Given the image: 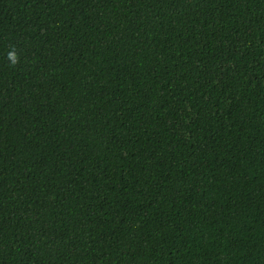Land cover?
Returning <instances> with one entry per match:
<instances>
[{
	"label": "trees",
	"instance_id": "16d2710c",
	"mask_svg": "<svg viewBox=\"0 0 264 264\" xmlns=\"http://www.w3.org/2000/svg\"><path fill=\"white\" fill-rule=\"evenodd\" d=\"M0 264H264V0H0Z\"/></svg>",
	"mask_w": 264,
	"mask_h": 264
},
{
	"label": "clouds",
	"instance_id": "9594fccd",
	"mask_svg": "<svg viewBox=\"0 0 264 264\" xmlns=\"http://www.w3.org/2000/svg\"><path fill=\"white\" fill-rule=\"evenodd\" d=\"M9 56L11 57V59L13 60V63H14L15 62V59H16L15 54L9 53Z\"/></svg>",
	"mask_w": 264,
	"mask_h": 264
}]
</instances>
